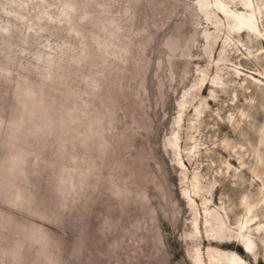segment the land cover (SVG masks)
<instances>
[{
    "label": "rangeland",
    "instance_id": "obj_1",
    "mask_svg": "<svg viewBox=\"0 0 264 264\" xmlns=\"http://www.w3.org/2000/svg\"><path fill=\"white\" fill-rule=\"evenodd\" d=\"M221 1L0 0V264H264V0Z\"/></svg>",
    "mask_w": 264,
    "mask_h": 264
},
{
    "label": "bare ground",
    "instance_id": "obj_2",
    "mask_svg": "<svg viewBox=\"0 0 264 264\" xmlns=\"http://www.w3.org/2000/svg\"><path fill=\"white\" fill-rule=\"evenodd\" d=\"M215 4L224 13H226L227 15L230 14V11L231 10L228 8V6H227L226 3L222 2L221 0H216ZM234 18L236 20V24H235L236 27H239V28L240 27H249V29L250 28H257L256 18L254 16H247V15H245V16H242L241 17V16H238V15H235ZM252 248H253V244L250 243V242H247L246 243V250L249 251V252H251L252 251ZM225 255L228 258V262L226 264H246V262L240 256H238V255H235V254H233V255L225 254Z\"/></svg>",
    "mask_w": 264,
    "mask_h": 264
}]
</instances>
